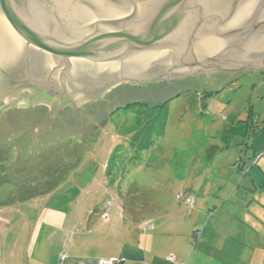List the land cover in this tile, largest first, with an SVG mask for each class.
Wrapping results in <instances>:
<instances>
[{
  "label": "rangeland",
  "instance_id": "obj_1",
  "mask_svg": "<svg viewBox=\"0 0 264 264\" xmlns=\"http://www.w3.org/2000/svg\"><path fill=\"white\" fill-rule=\"evenodd\" d=\"M200 82L163 102L118 107L77 140H54L51 154L78 161L47 195L11 182L56 169L41 170V149L19 170L27 148L7 134L15 149L0 144V264H94L126 248L142 259L125 264L177 255L264 264V72Z\"/></svg>",
  "mask_w": 264,
  "mask_h": 264
},
{
  "label": "water",
  "instance_id": "obj_2",
  "mask_svg": "<svg viewBox=\"0 0 264 264\" xmlns=\"http://www.w3.org/2000/svg\"><path fill=\"white\" fill-rule=\"evenodd\" d=\"M218 72H264V0H0V100L19 105L0 118V139L9 131L28 150L62 138L36 120L39 107L48 118L85 109L72 130L87 135L118 107L163 102Z\"/></svg>",
  "mask_w": 264,
  "mask_h": 264
},
{
  "label": "trees",
  "instance_id": "obj_3",
  "mask_svg": "<svg viewBox=\"0 0 264 264\" xmlns=\"http://www.w3.org/2000/svg\"><path fill=\"white\" fill-rule=\"evenodd\" d=\"M129 106H126L125 107V109L126 108H128ZM40 109H42V108H44V107H39ZM124 109V108H123ZM39 111V110H38ZM38 111H36V109H35V112H38ZM9 112H11V111H9ZM13 112V111H12ZM23 113V114H22ZM24 113H28V116H29V119H31L32 118V116L34 115V111H25V112H23V111H14L12 114H15V116H17L19 119L21 118V116H24ZM38 116V115H37ZM36 117V116H35ZM36 120H38V121H42V119H36ZM10 121H12V120H10ZM14 122H16V120L14 121ZM20 123V122H19ZM28 126L26 127H24L23 126V128H21V130H24L26 133H27V139L25 140L26 142V144L28 145V144H31L32 142H33V136H34V134H33V132L31 131V132H29L28 130ZM45 129H47L48 130V127H46ZM19 131V130H18ZM8 134L10 133L9 131L7 132ZM50 134L51 135H57V134H62V137H63V134H64V137L66 138V139H69V138H71V139H76L77 140V137H78V133H76V131H74L73 132V130H72V128L70 129V131H69V129H55V130H53V131H51L50 132ZM61 137V136H60ZM59 137V139H61ZM1 141H0V144H1V146H3L2 145V143L3 144H5L6 145V141H4L3 139H0ZM50 137H46V138H43L39 143H40V145H41V148H42V151H43V155L44 156H46L45 158L47 159L46 161H44V165H43V169H41L43 172L44 171H46L45 170V168H48L49 166H51L52 168H55L56 170H55V172H53V173H51V172H48L46 175H44L45 176V178H43L42 176L41 177H37V175H36V172L35 171H32L31 169V172L30 173H28L29 175V177H28V179L30 180H26V179H23L22 180V178L21 179H13L11 182H14V183H24L25 184V186L26 187H31V188H34V189H37V188H39V189H41V187L42 188H45V189H43V190H41L40 191V193L39 194H41V195H47L48 193H50L51 192V190L55 187V184L56 183H58V182H60V181H62L63 179H65L66 178V176H67V174L70 172V170L73 168V166L75 165H73V166H71L70 165V162L71 163H76L77 161H78V159H76V162H75V159H71L69 156H67L66 155V153L64 154V152H63V149H59V155L57 156H54L53 154H51V150L49 151L48 149H52L53 147H50V145L51 144H54L55 143V141L54 142H52V143H50ZM59 141H61V140H59ZM50 143V144H49ZM84 143H82V145H83ZM81 145V146H82ZM7 146V149L8 148H10V149H15L14 147H13V145L11 146L10 145V143L8 144V145H6ZM72 147V146H71ZM2 148H5V147H2ZM70 148V147H69ZM76 148V147H75ZM75 148H73V150H75ZM44 149V150H43ZM71 149H69L68 151H69V153H70V155H76V152L78 151H70ZM82 150V149H81ZM11 151V150H10ZM27 151V152H26ZM25 152H26V155L25 156H27V158L28 159H30V160H28L27 161V159L25 158L24 160H26V162L25 161H23V158H24V154H25V152H24V154H21V156H20V162H19V167L21 168H19V170H25V164L26 163H28L29 162V165H31L34 161H33V158H34V156H30V154L28 153V149L26 150ZM83 151V150H82ZM48 152V153H47ZM78 155V154H77ZM69 157V158H68ZM72 157V156H71ZM79 157V156H78ZM9 158V157H8ZM64 158V159H63ZM75 158V157H74ZM7 158L6 159H3L2 160V165L4 164V163H6L7 164ZM33 161V162H32ZM22 162V163H21ZM25 162V163H24ZM24 163V164H23ZM257 163V161L255 162V164ZM6 164H4L3 166H6ZM23 164V165H22ZM11 166H13V165H11ZM14 166L16 167V163H14ZM18 170V169H17ZM10 175V177H12L13 176V174L11 173H7V176H9ZM20 178V177H19ZM33 178H36V179H33ZM46 190V191H45ZM37 192H39V191H37ZM28 196V195H27ZM30 197V196H29ZM23 198V197H22ZM25 198V197H24ZM28 198V197H27ZM11 203V202H10ZM127 253H133V254H135L136 255V257H134L133 259H131V258H129L128 256H127ZM142 255H141V252L140 251H137V250H135V249H133V248H126L125 250H124V254H123V257H121V258H118V262H117V264H125V262H126V260L127 261H132L133 260V262H135V261H137V262H139V261H141V259H142V257H141ZM136 258V259H135ZM169 264H174L175 263V260H173L172 262H170L169 260L167 261ZM153 264H165L164 262H162V261H160L159 259H154L153 260Z\"/></svg>",
  "mask_w": 264,
  "mask_h": 264
},
{
  "label": "flooded vegetation",
  "instance_id": "obj_4",
  "mask_svg": "<svg viewBox=\"0 0 264 264\" xmlns=\"http://www.w3.org/2000/svg\"><path fill=\"white\" fill-rule=\"evenodd\" d=\"M239 75L240 74H237V73H224V72H221V73L218 72V73H214V74H210V75H200L199 77H201V81L202 82H200L199 84L205 85V86L219 85V84H221L223 82H226L228 80L235 79ZM130 87L131 86L124 85V86L121 87L120 91L122 93H124L125 91H127L126 89H128ZM146 87L158 90V89H166L167 85L162 86L161 83H154V84H150V85H148ZM131 88H136V87H131ZM125 94L128 95V96H131L127 92H125ZM110 96H108V97H110ZM109 102H111V99H109L107 101H104L103 105H105L106 103H109ZM7 105H8L7 100H0V118L1 119H3V118L6 119V117H5L6 115L5 114L9 113V111H11L13 108H16V107L19 106V105L18 106L16 105L14 107H10L8 109H5V107ZM35 105H33V106H35ZM20 106H23V105H20ZM94 109L96 111L95 110L92 111V113H91L92 115L99 113V106L95 105ZM41 110L42 111H40V114L37 116V118H39V120L42 119V121L41 120L39 121V122H41V124H43V125L45 124V125L48 126L49 133L51 131L55 130V129H62V128L63 129H69V128L70 129L71 128L74 129V128H77L76 126L79 125L80 123L85 122V120H84V115H86V110L85 109H82L81 112L76 113V111H74L73 108H71V107H69L67 109L63 108V109L59 110L55 114V116H52V117H49V118H48L49 110L48 109H44V108H42ZM82 117H83V119H82ZM56 118L59 120V122H58L59 128H55L56 125L53 123V120L56 119ZM82 120H83V122H82Z\"/></svg>",
  "mask_w": 264,
  "mask_h": 264
},
{
  "label": "crops",
  "instance_id": "obj_5",
  "mask_svg": "<svg viewBox=\"0 0 264 264\" xmlns=\"http://www.w3.org/2000/svg\"><path fill=\"white\" fill-rule=\"evenodd\" d=\"M123 249V248H122ZM131 249V248H130ZM127 256L129 257V258H131V259H133L134 257H136V255L135 254H133V253H127ZM110 258H114V256H111ZM174 258V257H173ZM136 259V258H135ZM174 260H175V263L174 264H176L177 262H182V261H184L183 263H181V264H187L188 263V260H189V258L188 259H184V257L183 256H178L177 255V257H175L174 258ZM133 261V260H132ZM137 261H135V263H136ZM87 264H90L89 262L87 263Z\"/></svg>",
  "mask_w": 264,
  "mask_h": 264
},
{
  "label": "built area",
  "instance_id": "obj_6",
  "mask_svg": "<svg viewBox=\"0 0 264 264\" xmlns=\"http://www.w3.org/2000/svg\"><path fill=\"white\" fill-rule=\"evenodd\" d=\"M107 215H105L104 217H106ZM107 218V217H106ZM168 260L170 262H172L174 260V258L172 256H169ZM118 262V258L115 259V258H112L110 260H100V261H95L93 262L94 264H117Z\"/></svg>",
  "mask_w": 264,
  "mask_h": 264
}]
</instances>
